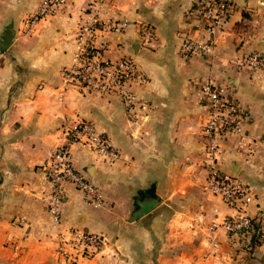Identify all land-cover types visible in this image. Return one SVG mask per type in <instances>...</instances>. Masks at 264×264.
<instances>
[{"label":"crops","instance_id":"crops-1","mask_svg":"<svg viewBox=\"0 0 264 264\" xmlns=\"http://www.w3.org/2000/svg\"><path fill=\"white\" fill-rule=\"evenodd\" d=\"M228 1L231 11L212 49L192 56L180 53V43L185 36L204 39L205 0H103L98 6L101 20L128 23L123 32H98L105 56L132 58L145 77L131 89L149 108L131 119L116 95L65 84L62 72L73 64L90 0H66L31 27L27 19L40 0H0V40L7 28L13 35L0 52V264H61L58 240L72 228L106 236L103 248L78 264H264V67H237L244 55L264 56V0ZM144 24L153 31L149 42L141 38ZM208 82L245 112L241 134L220 143L218 168L252 191L253 232L210 229L233 210L201 189V126L209 107L201 88ZM82 120L106 135L119 157L105 161L70 143L74 167L101 200L88 203L66 184L56 222L45 205L51 185L39 166L66 142L63 126Z\"/></svg>","mask_w":264,"mask_h":264},{"label":"built area","instance_id":"built-area-1","mask_svg":"<svg viewBox=\"0 0 264 264\" xmlns=\"http://www.w3.org/2000/svg\"><path fill=\"white\" fill-rule=\"evenodd\" d=\"M102 2L90 0L76 32L73 64L64 69L62 75L66 86L75 85L91 93L116 95L128 117L137 119L146 115L149 106L134 94L131 86L142 83L145 77L132 58L111 59L105 56L107 45L97 42L98 32H123L128 23L124 20H101L97 9ZM65 3L66 0H40L36 11L27 19L28 25L31 27L41 18L58 13ZM230 11L228 0H205L200 8L204 39L197 41L185 36L180 43V53L192 56L198 52H209L214 45L215 33L222 29ZM152 32L149 25H142V41L149 42ZM237 67L263 68L264 56L256 52L244 55L237 62ZM201 93L209 103L207 116L201 126L206 154V176L201 189L204 193L219 197L233 210V214L221 223L213 222L210 229L222 227L230 236L253 232L255 224L247 213V207L254 199L252 191L238 177L218 168L220 143L228 136L241 134L245 122L244 109L236 99L228 96L224 88L212 82L203 84ZM62 133L66 142L59 144L48 160L39 166L51 185L45 205L56 222L67 198L66 184L80 191L88 203L98 204L101 200L97 187L74 167L70 143L88 148L105 161L112 162L119 157L106 135L97 131L89 121H78L73 126L64 125ZM105 244L106 236L103 233L72 228L60 236L56 253L61 264H78L79 259L91 258Z\"/></svg>","mask_w":264,"mask_h":264},{"label":"water","instance_id":"water-1","mask_svg":"<svg viewBox=\"0 0 264 264\" xmlns=\"http://www.w3.org/2000/svg\"><path fill=\"white\" fill-rule=\"evenodd\" d=\"M12 31L10 28H7L2 36V39L0 40V52H3L4 50H6L11 42H12ZM143 208V207H142ZM145 209H140L139 211H137L133 216L135 218V216L138 214V213H142L144 212Z\"/></svg>","mask_w":264,"mask_h":264}]
</instances>
